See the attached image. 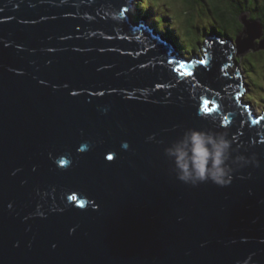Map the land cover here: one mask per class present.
<instances>
[{"label":"water","instance_id":"95a60500","mask_svg":"<svg viewBox=\"0 0 264 264\" xmlns=\"http://www.w3.org/2000/svg\"><path fill=\"white\" fill-rule=\"evenodd\" d=\"M134 4L0 0V264H264V113L229 45L187 63ZM249 17L239 54L264 50ZM188 128L250 163L183 183L164 148Z\"/></svg>","mask_w":264,"mask_h":264},{"label":"clouds","instance_id":"9594fccd","mask_svg":"<svg viewBox=\"0 0 264 264\" xmlns=\"http://www.w3.org/2000/svg\"><path fill=\"white\" fill-rule=\"evenodd\" d=\"M134 2L135 4L137 3L135 0ZM135 4L130 6V13L135 9ZM142 18L139 20H142ZM211 36L216 39L217 37L224 39L223 36L214 33L211 34ZM165 38L170 40L167 42L175 46L172 39L168 37ZM228 40L231 42L233 41V38L229 37ZM218 41L221 42L220 40ZM221 43L225 45L223 42ZM210 44V39L207 37L204 42L199 43V51L201 53L194 52L188 56L181 53L176 46L175 48L176 53L179 52L180 54H183V57H204L210 55L208 50ZM228 45L231 49L230 54L234 50L236 56L239 57L237 40L236 44L233 42L230 44L228 42ZM235 61L238 62V59L235 58ZM239 70L242 71L240 77L237 74V71ZM231 71L246 84L245 88H247L248 91L249 86L246 81L244 69L239 66V64H232ZM248 101L253 102L251 100ZM263 108L260 111H263ZM258 113L260 112H257V109L254 106V114ZM149 139H151V137H149ZM124 147H127V143H125ZM233 151V141L226 133L198 128L185 129L180 137L164 148V153L171 162L172 171L176 174L177 179L194 187L208 181H211L218 186H226L230 184L236 168L243 167L250 163V161L242 155L234 156ZM252 160L257 167L260 166V162L255 160V157H253Z\"/></svg>","mask_w":264,"mask_h":264},{"label":"trees","instance_id":"16d2710c","mask_svg":"<svg viewBox=\"0 0 264 264\" xmlns=\"http://www.w3.org/2000/svg\"><path fill=\"white\" fill-rule=\"evenodd\" d=\"M190 1L193 0H182L184 9H189L187 6L191 4ZM197 1L200 3V1L204 0H196V2ZM136 2L135 9L131 11V15L134 19L138 20L143 17L148 20V22L162 35L172 39L177 49L187 56L200 50L199 43L204 42L208 34L214 33L223 36L225 39L230 37L236 41L237 38H239L238 36H240L245 29L241 21V15L243 16L244 14L250 13L249 19L258 20L264 26V0H205L208 5L207 11L209 12L208 17L210 20H207L204 24L199 23L195 17L197 12L195 8H191L193 16L186 17L187 21H194V27L204 30L205 39L199 40L196 38V33L193 30L183 26L182 22L176 20L174 17H168L166 14L167 3V5H163L166 11L158 17L157 15L160 14L159 12L161 9L157 1L150 0L147 2L146 0H136ZM169 10L172 9L168 6V12ZM201 14L203 13L201 12ZM157 20H159L160 23ZM239 59L241 60L240 62ZM255 61L263 62L262 66L264 67V50H252L248 52L244 58L238 57V62L236 61V64H239L244 70H248L244 66L248 64L251 67L249 71H254ZM249 97V100H254L256 103L259 102V99L250 95Z\"/></svg>","mask_w":264,"mask_h":264},{"label":"rangeland","instance_id":"374dc122","mask_svg":"<svg viewBox=\"0 0 264 264\" xmlns=\"http://www.w3.org/2000/svg\"><path fill=\"white\" fill-rule=\"evenodd\" d=\"M146 1L149 2L150 0H146ZM155 1H157L158 5L160 6V9H161V11L159 12L160 14L157 15L158 17L161 16V14L164 11H166L165 7L163 5L167 3L168 6L172 9V10H169V12H168V6H167L166 14L168 15V17H170V18L174 17L176 20L182 22L183 26L193 30L196 33L197 39H199V40L205 39L204 30L199 29V28L197 29V27L193 26V25H195L194 21L193 20H191V22L187 21V18H186L187 16H193L192 15L193 12H192L191 8H195V10L197 9L195 17L197 18L199 23L204 24L207 20H210V18L208 17L209 12L207 11L208 5L205 2V0L200 1V3H199V1L196 2V0L190 1L191 4L187 6L189 9L183 8L182 0H161V1L155 0ZM244 4H246V3H244ZM192 5H193V7H192ZM185 10H188V11H185ZM201 12L203 14H201ZM240 17H243V16L241 15ZM157 21L160 23L159 20H157ZM162 25H163V23H162ZM241 35H243V33ZM263 37H264V32H263L262 38ZM232 42L236 44V41L234 39ZM242 48H243L242 52L240 54L238 53L240 58L241 57L244 58L248 54L247 49H250V46H248V48H247L245 45H243ZM198 53H201V52L198 51ZM235 58L238 59V57L236 55H235ZM240 61L241 60L239 59V62ZM262 65H263V62L255 61L254 71H249L251 69L250 65H248V64L244 65L245 68L248 69V70H244V71H245V77H246V81H247L249 88H248L247 93L243 96V100L247 102V100H249V98H250L249 95L259 99L258 103H256L254 100H252L255 104L254 106L257 109V112H261L260 110L264 107V67Z\"/></svg>","mask_w":264,"mask_h":264},{"label":"snow or ice","instance_id":"6c2138e0","mask_svg":"<svg viewBox=\"0 0 264 264\" xmlns=\"http://www.w3.org/2000/svg\"><path fill=\"white\" fill-rule=\"evenodd\" d=\"M201 63H206V61H202ZM108 159H112V157H108ZM61 163H66V161H61ZM73 199H76V197H73Z\"/></svg>","mask_w":264,"mask_h":264},{"label":"bare ground","instance_id":"6f19581e","mask_svg":"<svg viewBox=\"0 0 264 264\" xmlns=\"http://www.w3.org/2000/svg\"><path fill=\"white\" fill-rule=\"evenodd\" d=\"M224 40H225V41H224L225 46H228V40L225 39V38H224Z\"/></svg>","mask_w":264,"mask_h":264}]
</instances>
